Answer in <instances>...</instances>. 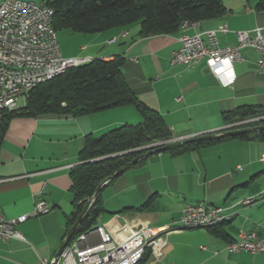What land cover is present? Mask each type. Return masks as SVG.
<instances>
[{"label": "crops", "instance_id": "obj_1", "mask_svg": "<svg viewBox=\"0 0 264 264\" xmlns=\"http://www.w3.org/2000/svg\"><path fill=\"white\" fill-rule=\"evenodd\" d=\"M1 1V0H0ZM35 3L32 0H24ZM261 0H221L227 13L198 22L186 31L194 36L223 25L222 47H235V32L264 31ZM46 0H39L44 4ZM138 26L79 35L80 44L64 57L91 60L124 58L122 72L137 99L157 112L171 132V141L218 134L224 131L223 114L238 106H255L264 113V74L257 72L258 53L242 50V61L233 65L236 79L222 87L204 61L170 64V54L180 47L175 34L138 36ZM123 33L125 35H123ZM115 38L113 43H108ZM62 52V51H61ZM69 52V51H68ZM141 118L133 106L104 110L82 117H14L0 142V216L9 220L29 214L32 195H40L50 212L17 226L26 242L0 240V264H38L54 259L67 233L72 213L69 192L71 168L78 164L86 135L101 136L120 125H136ZM264 143L226 140L180 155L154 154L130 167L100 192L104 212L97 226L122 238L124 228L146 224L177 227L183 205H208L224 209L223 230L229 241L240 232L255 233L264 241ZM255 197L256 202H239ZM141 211H136L143 205ZM124 209H129L124 211ZM173 225V226H172ZM163 256L142 264H264V253L228 254L227 240L205 228L184 229L162 235ZM88 245L98 243L91 233Z\"/></svg>", "mask_w": 264, "mask_h": 264}, {"label": "trees", "instance_id": "obj_2", "mask_svg": "<svg viewBox=\"0 0 264 264\" xmlns=\"http://www.w3.org/2000/svg\"><path fill=\"white\" fill-rule=\"evenodd\" d=\"M44 4L53 11L56 32L69 30L81 35H94L133 25L138 26L139 37L170 35L177 33L184 22H202L227 13L221 0H46ZM257 9L264 10V0L258 3ZM123 65L124 58L115 56L109 61L93 59L69 68L35 87L22 107L2 115L0 142L14 117H82L125 106H133L138 112L141 122L136 125H120L98 137L92 134L85 136L78 164L69 172L73 210L67 219V232L100 183L135 158L157 148L152 145L171 140L170 129L163 118L140 102L127 85ZM262 115L264 113L257 107L244 105L223 114L222 119L226 126ZM257 126L262 124L251 123L223 132ZM231 139L264 143V130L190 143L168 152L180 155ZM145 207L146 204L135 210L141 211ZM103 212L99 195L72 240L80 235H89L97 227V218ZM223 224L224 221L205 230L229 244L231 241L222 228ZM144 261L146 259L142 263Z\"/></svg>", "mask_w": 264, "mask_h": 264}, {"label": "built area", "instance_id": "obj_3", "mask_svg": "<svg viewBox=\"0 0 264 264\" xmlns=\"http://www.w3.org/2000/svg\"><path fill=\"white\" fill-rule=\"evenodd\" d=\"M53 11L42 12V4L24 0L0 1V123L4 112H11L22 107L29 93L38 85L61 75L69 68H75L91 61L87 57H64L59 47L56 31L53 28ZM184 36L179 37L180 47L170 54V64L190 65L204 61L210 73L222 87L231 86L235 79L233 65L242 61V50L252 49L258 53L257 72L264 74V31L235 32V47H222L218 35L228 33L221 25L214 30L194 36L186 35L194 25L184 22ZM123 35H125L123 33ZM115 38L108 43H113ZM261 123L264 115L238 123L226 125L224 130ZM171 142H160L151 147H160ZM260 162L264 163V155ZM42 192L32 195L33 209L29 214L6 220L0 216V240L14 239L26 242L17 226L30 218L45 215L50 208L42 200ZM249 206V197L239 202ZM224 209L208 205L185 204L181 209L179 221L211 220V227L216 225V218L224 217ZM172 225V226H173ZM165 227V226H164ZM163 227H151L143 224L138 227L124 228L122 238H114L102 226H97L91 233L98 237V243L88 245L89 235H80L68 243L59 257L50 261L40 259L38 264H128L134 261V254L146 242L156 244V252L147 258L156 262L163 256L166 241H155V232ZM90 233V234H91ZM228 254L264 253V241L255 233L240 232L238 240L226 245ZM142 264V263H139Z\"/></svg>", "mask_w": 264, "mask_h": 264}, {"label": "water", "instance_id": "obj_4", "mask_svg": "<svg viewBox=\"0 0 264 264\" xmlns=\"http://www.w3.org/2000/svg\"><path fill=\"white\" fill-rule=\"evenodd\" d=\"M264 130V125L262 126H257V127H251V128H245V129H238V130H233V131H226V132H221L218 134H212V135H205V136H200V137H195L191 139H186V140H181V141H171L163 146L157 147L151 151L146 152L145 154L140 155L139 157L135 158L132 160L130 163L126 164L125 166L121 167L119 170H117L113 175L110 177L106 178L100 185L97 187L95 190L94 194L90 199H88L85 207L83 208L81 214L77 218L75 224L70 228V230L66 233V236L59 247L58 251L55 254L54 258L59 257L63 249L68 245V243L71 241L74 232L76 229L79 227V225L82 223L84 218L87 216L89 210L93 207L94 203L96 202L98 196L100 195L101 190L115 177L120 176L123 174L127 169H129L132 165L136 164L137 162L146 159L147 157L154 155V154H160L164 152H168L170 150L180 148L181 146L190 144V143H195V142H202V141H210V140H218L222 138H229V137H235L238 135L242 134H248L252 132H260Z\"/></svg>", "mask_w": 264, "mask_h": 264}, {"label": "bare ground", "instance_id": "obj_5", "mask_svg": "<svg viewBox=\"0 0 264 264\" xmlns=\"http://www.w3.org/2000/svg\"><path fill=\"white\" fill-rule=\"evenodd\" d=\"M42 12H50V9L45 4H42ZM183 24L184 23H182L180 29L184 31V28H182ZM194 24L196 26L198 22H193V23L186 22V25H194ZM255 202H256L255 197H249V205H252ZM222 221H224V217L216 218V224L221 223ZM208 227H211V220H192L188 222H180V224L175 228H171L170 226H165L162 229H158L155 232V241H165V239L162 238V235H165L167 233H173V232L175 233L178 232L179 230H184V229H201ZM155 252H156V244H154V242H146V244L142 245L141 249H137L135 251L134 261L136 262H128V264L142 263L143 260L150 257V255Z\"/></svg>", "mask_w": 264, "mask_h": 264}, {"label": "rangeland", "instance_id": "obj_6", "mask_svg": "<svg viewBox=\"0 0 264 264\" xmlns=\"http://www.w3.org/2000/svg\"><path fill=\"white\" fill-rule=\"evenodd\" d=\"M32 1H34L36 4L39 3V0H32ZM133 26H137V25H133ZM79 35L81 34H76L69 30H61L56 32L57 41L62 51V54L63 53L69 54L71 52L70 50L74 49L77 43L80 44L81 39H79L80 38Z\"/></svg>", "mask_w": 264, "mask_h": 264}]
</instances>
